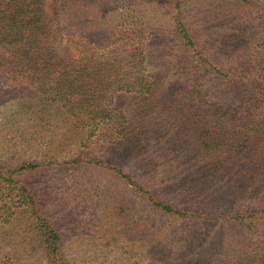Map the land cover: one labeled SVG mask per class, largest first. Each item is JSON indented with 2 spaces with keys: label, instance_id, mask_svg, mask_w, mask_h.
Instances as JSON below:
<instances>
[{
  "label": "rangeland",
  "instance_id": "1",
  "mask_svg": "<svg viewBox=\"0 0 264 264\" xmlns=\"http://www.w3.org/2000/svg\"><path fill=\"white\" fill-rule=\"evenodd\" d=\"M81 1L79 7L70 4L68 12L57 14L51 0L43 2L40 37L59 61L79 56L70 28L105 36L114 28L140 23L146 72L184 83L191 76V61L175 36L174 12L168 10L167 0ZM222 2L181 0L180 18L194 36L201 35L203 48L217 30L214 14L220 6L228 11L221 13V29L226 27L223 21L236 18L238 11L248 13L247 7L236 11ZM204 52L227 66L212 47ZM114 105L125 115L123 131L114 145H108L109 135L73 129L64 111L0 74V163L42 164L28 183L41 211L60 234L68 264H212L222 257L238 259L245 243L263 237L261 225L248 233L236 221L226 220V215L216 216L219 211H248L255 202L242 201V195L227 189L226 181L208 176L199 154L163 125L148 101L120 95ZM75 159L110 163L145 185L157 199L191 210L196 218L152 211L113 176L84 162L68 165ZM118 207L130 211L118 213ZM23 264L44 262L39 253H29Z\"/></svg>",
  "mask_w": 264,
  "mask_h": 264
},
{
  "label": "trees",
  "instance_id": "2",
  "mask_svg": "<svg viewBox=\"0 0 264 264\" xmlns=\"http://www.w3.org/2000/svg\"><path fill=\"white\" fill-rule=\"evenodd\" d=\"M167 1L168 10L174 12L175 36L191 61V76L185 83L146 72L140 23L114 28L105 36L70 28L79 56L59 61L40 37L44 0H0V74L64 111L73 129L109 135L108 145L121 138L125 116L114 99L129 95L148 101L163 125L199 154L208 176L226 181L227 189L242 195V201L255 202L248 211H219L216 216L226 215V220L236 221L248 233L261 225L263 237L245 243L238 259L222 257L212 264H264V0H223L236 11L247 7L248 13L238 11L229 24L223 21L226 27L221 29V13L228 11L220 6L214 27L207 21L217 30L210 42H203L204 48L201 35L194 36L180 18L181 0ZM81 2L51 0L50 6L57 14ZM211 47L227 66L204 52ZM80 162L116 178L152 211L196 218L191 210L157 199L145 185L110 163L75 159L68 165ZM40 168L42 164L27 161L15 167L0 163V243L4 242L0 264H23L29 253H39L44 264H68L60 234L41 211L28 183Z\"/></svg>",
  "mask_w": 264,
  "mask_h": 264
}]
</instances>
